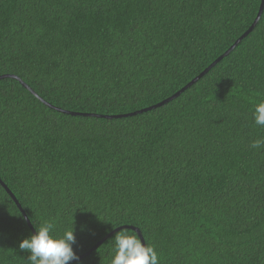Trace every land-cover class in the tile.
I'll list each match as a JSON object with an SVG mask.
<instances>
[{
  "label": "trees",
  "instance_id": "16d2710c",
  "mask_svg": "<svg viewBox=\"0 0 264 264\" xmlns=\"http://www.w3.org/2000/svg\"><path fill=\"white\" fill-rule=\"evenodd\" d=\"M261 4L0 0V264L43 223L74 227L69 264L120 229L159 264H264V10L153 108Z\"/></svg>",
  "mask_w": 264,
  "mask_h": 264
},
{
  "label": "clouds",
  "instance_id": "9594fccd",
  "mask_svg": "<svg viewBox=\"0 0 264 264\" xmlns=\"http://www.w3.org/2000/svg\"><path fill=\"white\" fill-rule=\"evenodd\" d=\"M252 118L257 126L264 127V101L256 104ZM251 147H264V138L253 141ZM53 228L52 223H43L36 228L34 235L20 242L19 249L29 254L27 264H69L79 260L73 250L76 243L74 227L59 236L53 234ZM110 264H159V260L155 249L145 244L137 234L120 229L114 235Z\"/></svg>",
  "mask_w": 264,
  "mask_h": 264
},
{
  "label": "water",
  "instance_id": "95a60500",
  "mask_svg": "<svg viewBox=\"0 0 264 264\" xmlns=\"http://www.w3.org/2000/svg\"><path fill=\"white\" fill-rule=\"evenodd\" d=\"M263 10H264V0H262V4H261V7H260V11H259V14L257 16V19L256 21L254 22L253 26L249 29V31L243 35L236 43L235 45L227 52L225 53L220 59H218L215 63H213L207 70H205L198 78H196L194 81H192L188 86H186L182 91H180L177 95H175L174 97L166 100L165 102L157 105L156 107H153V108H158L162 105H164L165 103L169 102L170 100H173L174 98L178 97L182 92H184L186 89L190 88L192 85H194L196 82H198L202 77H204L212 68H214L223 58H225L226 56H228L252 31L253 29L256 27L257 23L259 22L261 16H262V13H263ZM150 111L152 110V108H149V109H146L145 111ZM10 195L11 193L8 192ZM14 202L16 203V205L18 206V208L21 210V207L20 205L18 204V202L16 201V199L12 196ZM24 215V214H23ZM29 224V223H28ZM137 231V230H136ZM139 237L141 238L140 236V233L137 231Z\"/></svg>",
  "mask_w": 264,
  "mask_h": 264
}]
</instances>
